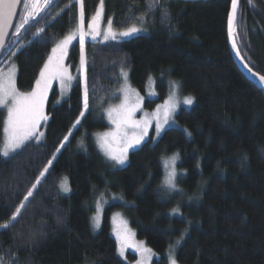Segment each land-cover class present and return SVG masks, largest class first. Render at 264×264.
Listing matches in <instances>:
<instances>
[{
  "label": "trees",
  "instance_id": "trees-1",
  "mask_svg": "<svg viewBox=\"0 0 264 264\" xmlns=\"http://www.w3.org/2000/svg\"><path fill=\"white\" fill-rule=\"evenodd\" d=\"M34 1H23L2 57L18 60L23 93L34 89L57 43L82 20L93 23L101 2L116 29L146 31L86 43L90 108L82 121L77 78L61 103L53 91L42 138L7 157L0 149V264H130L135 255L120 256L113 236L111 217L119 209L157 252L154 264H171L170 253L181 264H264V84L236 62L228 29L233 0H83L82 13L73 2L53 22L73 0H55L40 15ZM239 7L238 49L264 79V0H240ZM82 48L80 41L72 45L74 66ZM124 70L143 93L157 81L160 95L146 107L166 98L169 79L180 80L196 102L180 110L179 126L148 139L116 167L84 133L108 127L92 118L103 97L118 90ZM2 120L0 111V145ZM174 155L176 190L165 185L164 162ZM107 194L124 202L108 205L95 232V205Z\"/></svg>",
  "mask_w": 264,
  "mask_h": 264
},
{
  "label": "rangeland",
  "instance_id": "rangeland-1",
  "mask_svg": "<svg viewBox=\"0 0 264 264\" xmlns=\"http://www.w3.org/2000/svg\"><path fill=\"white\" fill-rule=\"evenodd\" d=\"M41 1H34L35 9L41 6ZM77 2L80 4V13H82V0H77ZM145 31L144 25L118 30L111 18L108 21L100 19L99 22L96 20L93 23L89 21L78 24L76 29L57 43L48 58L49 60L42 68L34 89L26 93L18 89L17 77L20 72L18 60H9L0 74V111L3 118V140L0 149L3 156L7 157L18 152L31 139L43 137L44 127L50 117L46 108L53 91L57 92L56 104L61 103L69 98L77 78L82 79L85 101L84 113L79 121H82L88 113L90 105L87 90L88 59L85 46L87 42L122 41L144 34ZM79 41L83 49L79 62L74 66L71 62L70 52L72 45ZM122 77L123 80L118 90L103 97L100 102L101 112L98 111V114L92 118L95 121H105L108 127L84 133L86 137L92 136L93 142L97 144L105 159L116 167L126 166L129 162V153L138 149L148 139L158 140L168 128L179 126L177 115L180 110L182 108L190 109L196 102L194 95L185 92L180 80L169 79L166 98L151 108L146 107L147 99L157 100L160 95L157 81L151 79L146 86V92L143 93L132 85L129 70H124ZM259 81L264 84V79L259 78ZM98 108L100 107L98 106ZM101 115L102 117H100ZM76 128L77 126L74 127L63 144L68 142ZM164 163L165 185L176 190L178 188L177 178L181 174L178 170L179 159L177 162V156L174 155L168 157ZM42 178L36 186L41 183ZM118 201L124 202L120 195L107 194L97 202L92 216L95 232L101 228L108 205ZM111 220L113 236L118 242L120 256L128 261L129 253H133L136 258L132 261L129 260L128 263L154 264V258L158 256L157 252L152 250L146 240L138 238L137 231L133 228L131 220L123 209L115 210ZM169 261L171 264H181L173 253L169 254Z\"/></svg>",
  "mask_w": 264,
  "mask_h": 264
},
{
  "label": "water",
  "instance_id": "water-1",
  "mask_svg": "<svg viewBox=\"0 0 264 264\" xmlns=\"http://www.w3.org/2000/svg\"><path fill=\"white\" fill-rule=\"evenodd\" d=\"M23 0H0V65L3 63L2 56L3 53L8 48V45L11 41L12 33L14 31V26L16 24V21L18 19V14L20 12V9L22 7ZM55 0H47L44 7L41 9V11L38 13L40 15L44 10L48 9ZM239 4L240 0H233L232 2V10L230 13V20H229V40L231 47L234 51L236 62H238L241 70L245 72L249 78L255 79L257 78L259 80L260 77L257 76L256 72H253V70L250 68L248 63L244 60L242 57L241 51L238 49L237 45V29H236V20H237V13L239 11ZM37 15V16H38ZM37 18V17H34ZM32 18L29 20L25 25H29L31 21L34 20Z\"/></svg>",
  "mask_w": 264,
  "mask_h": 264
},
{
  "label": "flooded vegetation",
  "instance_id": "flooded-vegetation-1",
  "mask_svg": "<svg viewBox=\"0 0 264 264\" xmlns=\"http://www.w3.org/2000/svg\"><path fill=\"white\" fill-rule=\"evenodd\" d=\"M45 1L46 0L41 1L40 8L44 5ZM92 16H93L92 19L94 21L97 20L99 22L100 19L101 21H105L106 13H104V3L103 2L100 3L99 8L93 12Z\"/></svg>",
  "mask_w": 264,
  "mask_h": 264
},
{
  "label": "crops",
  "instance_id": "crops-1",
  "mask_svg": "<svg viewBox=\"0 0 264 264\" xmlns=\"http://www.w3.org/2000/svg\"><path fill=\"white\" fill-rule=\"evenodd\" d=\"M7 63L3 65L2 68H0V74L2 73L3 69L6 67ZM3 88V87H2Z\"/></svg>",
  "mask_w": 264,
  "mask_h": 264
}]
</instances>
